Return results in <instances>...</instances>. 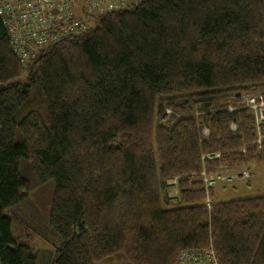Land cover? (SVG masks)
Instances as JSON below:
<instances>
[{"label": "trees", "instance_id": "16d2710c", "mask_svg": "<svg viewBox=\"0 0 264 264\" xmlns=\"http://www.w3.org/2000/svg\"><path fill=\"white\" fill-rule=\"evenodd\" d=\"M92 24L23 66L0 20V264H178L210 247L264 264V196L219 201L199 176L264 168L251 112L226 110L264 93V0H139ZM49 182L43 210L30 194Z\"/></svg>", "mask_w": 264, "mask_h": 264}, {"label": "built area", "instance_id": "2783aa9c", "mask_svg": "<svg viewBox=\"0 0 264 264\" xmlns=\"http://www.w3.org/2000/svg\"><path fill=\"white\" fill-rule=\"evenodd\" d=\"M137 1L139 0H0V20L8 33L9 45L15 57L26 66L38 51L84 36L90 30L89 22L94 17L123 11ZM232 102L251 112L256 131L254 144L260 146L264 140V93L243 94L232 98L227 112H233ZM219 111L214 109L211 112ZM168 114L169 111H166V115ZM203 115L199 110L193 112L195 118ZM230 130L236 131L234 124H231ZM201 136H208L206 128L202 129ZM218 157L219 154L202 156V160ZM199 176L207 192L219 184H233L235 180L249 179L250 173L247 168L240 172L225 171L212 175H207L202 170ZM166 186L170 189L168 198H171L176 188V179ZM206 206L210 208L209 199ZM178 264H218V261L210 247L201 251H183L179 255Z\"/></svg>", "mask_w": 264, "mask_h": 264}, {"label": "rangeland", "instance_id": "374dc122", "mask_svg": "<svg viewBox=\"0 0 264 264\" xmlns=\"http://www.w3.org/2000/svg\"><path fill=\"white\" fill-rule=\"evenodd\" d=\"M92 25H93L92 22H89L90 28L92 27ZM249 167L246 166V168L249 170L250 173L249 179L245 178L244 180H240V181L235 180L233 184L228 183V184L217 185L215 186V188H213V192H212L213 196L216 197L217 200L219 201H225L235 198L264 196V168L262 166H255V165H249ZM221 172L224 173L225 171H220L219 173ZM21 175L24 176L27 180H31V175L25 173L24 162H21ZM52 189H53L52 182L42 185L39 194H34V193L30 194L31 195L30 199L32 200L31 203L34 204L36 207L38 205L41 209L45 210L44 207L46 202L50 201L51 199ZM172 194L176 197L177 190L175 189ZM173 195L169 199H174L175 197ZM30 235L32 236L30 238V243L34 247L35 251L45 250L49 248L48 244H45L43 240L40 239L39 237H36L35 234L30 233ZM106 264H122V263L113 260L112 262Z\"/></svg>", "mask_w": 264, "mask_h": 264}]
</instances>
